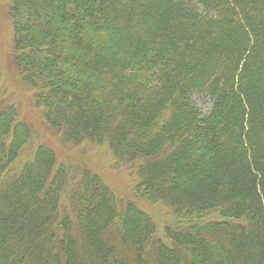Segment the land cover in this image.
<instances>
[{"label": "trees", "instance_id": "1", "mask_svg": "<svg viewBox=\"0 0 264 264\" xmlns=\"http://www.w3.org/2000/svg\"><path fill=\"white\" fill-rule=\"evenodd\" d=\"M9 10L30 103L64 143L107 144L134 186L119 198L34 146L0 90V264H264V0ZM141 203L175 218L158 228Z\"/></svg>", "mask_w": 264, "mask_h": 264}, {"label": "rangeland", "instance_id": "2", "mask_svg": "<svg viewBox=\"0 0 264 264\" xmlns=\"http://www.w3.org/2000/svg\"><path fill=\"white\" fill-rule=\"evenodd\" d=\"M9 7L10 0H0V90L9 99L7 102H14L17 105L20 118L34 127L36 134L33 145L48 142L56 149L59 161L67 163L66 168L72 169L74 174H79L84 168H89L101 177L117 197L127 198L133 191L134 174L132 170L134 168L124 162H117L107 144L90 141L80 144L64 143L59 134L50 128L44 118H41L38 110L30 103L32 93L21 84L20 76L12 63L14 34ZM195 98L206 112L210 106L209 99L199 93L195 95ZM71 188H68V193L72 190ZM141 208L153 216L158 228L175 218L171 210L161 203L154 205L141 203ZM204 218L216 220L220 217L213 212Z\"/></svg>", "mask_w": 264, "mask_h": 264}]
</instances>
